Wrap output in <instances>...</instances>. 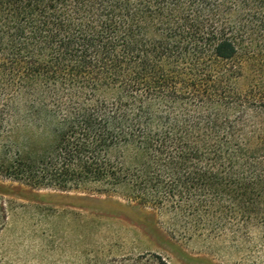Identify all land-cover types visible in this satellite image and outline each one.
<instances>
[{
    "label": "trees",
    "instance_id": "1",
    "mask_svg": "<svg viewBox=\"0 0 264 264\" xmlns=\"http://www.w3.org/2000/svg\"><path fill=\"white\" fill-rule=\"evenodd\" d=\"M0 142L10 180L264 259V0H0Z\"/></svg>",
    "mask_w": 264,
    "mask_h": 264
},
{
    "label": "rangeland",
    "instance_id": "2",
    "mask_svg": "<svg viewBox=\"0 0 264 264\" xmlns=\"http://www.w3.org/2000/svg\"><path fill=\"white\" fill-rule=\"evenodd\" d=\"M260 257L229 240L171 238L117 197L34 190L0 172V264H264Z\"/></svg>",
    "mask_w": 264,
    "mask_h": 264
}]
</instances>
